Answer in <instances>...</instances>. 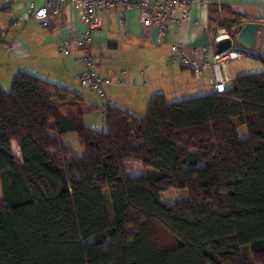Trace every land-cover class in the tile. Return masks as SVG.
<instances>
[{
    "label": "trees",
    "instance_id": "trees-1",
    "mask_svg": "<svg viewBox=\"0 0 264 264\" xmlns=\"http://www.w3.org/2000/svg\"><path fill=\"white\" fill-rule=\"evenodd\" d=\"M211 19L231 36L241 20L223 2ZM86 104L26 70L0 82V264H264V69L223 92L153 94L143 116L109 105L106 129L85 124ZM129 161L145 171L129 176Z\"/></svg>",
    "mask_w": 264,
    "mask_h": 264
},
{
    "label": "crops",
    "instance_id": "crops-1",
    "mask_svg": "<svg viewBox=\"0 0 264 264\" xmlns=\"http://www.w3.org/2000/svg\"><path fill=\"white\" fill-rule=\"evenodd\" d=\"M44 1L0 0L1 70H24L21 68L25 64L33 66L36 58H60L61 40L68 35H80L86 29V23L81 19V11L73 3L67 6L62 15L49 14L48 26H43L42 20L28 18L30 6L39 7ZM212 1L193 0L188 21L173 23L169 35L160 43L155 42L154 30L144 29L137 9L124 13V24L120 23L123 10L119 7L111 9L103 17L102 25L95 31L91 47L93 54L102 62V73L113 79L112 83L105 86L106 98L89 103L96 106L95 111L101 112V106L109 100L111 106H118L132 114L143 116L153 94L164 93L167 97V94L174 91L197 92L205 88H210L211 92V66L204 68L202 74L197 77L191 68L184 65L180 57L172 56L177 53V49H181L190 58L211 59L207 44L216 31L215 22L209 14ZM221 1L224 3L226 14L241 18L236 26V34L239 27L247 21L258 22V36L252 52L258 58L251 57L262 62L260 58H264V0ZM195 20H198V23H195ZM4 42H8L10 46L3 47ZM81 54V51H76L73 56L80 59ZM65 58L66 63L73 65L71 56ZM82 68L83 64H79L77 80ZM231 70L232 65L227 64L225 73L230 78L227 84L237 76ZM171 82H180L179 90L168 91L166 88ZM82 95L87 103L89 95Z\"/></svg>",
    "mask_w": 264,
    "mask_h": 264
},
{
    "label": "built area",
    "instance_id": "built-area-1",
    "mask_svg": "<svg viewBox=\"0 0 264 264\" xmlns=\"http://www.w3.org/2000/svg\"><path fill=\"white\" fill-rule=\"evenodd\" d=\"M193 0H45L44 3L35 7L31 5L27 17L42 20L43 26L50 23L47 20L49 14L62 15L70 3L75 4L81 11V19L86 23V29L80 35H68L60 42V51L66 55L74 51H81L80 59L83 68L78 75L80 85L86 90L95 91L100 97L106 98L105 86L113 82V79L102 73V62L93 54L92 45L95 31L102 25L103 17L113 8H121L123 16L120 23L124 24V13L128 10L137 9L140 21L146 31L155 32V42L160 43L170 33L173 23L187 22L190 17V8ZM209 14L216 18L222 14V1L213 0L210 3ZM198 23V20H195ZM225 37H234L226 28L217 26L212 39L208 41L207 48L210 50L211 59H195L188 57L181 49L173 58L180 57L184 65L191 68L195 76L199 77L203 69L211 66L213 76L210 85L213 91L223 92L226 90L229 76L224 67L229 61L246 56V52L235 47L216 53L215 42ZM8 42L3 47H9ZM122 82V80H119ZM110 101L107 100L100 108L105 114Z\"/></svg>",
    "mask_w": 264,
    "mask_h": 264
},
{
    "label": "rangeland",
    "instance_id": "rangeland-1",
    "mask_svg": "<svg viewBox=\"0 0 264 264\" xmlns=\"http://www.w3.org/2000/svg\"><path fill=\"white\" fill-rule=\"evenodd\" d=\"M216 30V28H215ZM228 31V30H227ZM229 32V31H228ZM236 35V34H235ZM76 51L72 52L71 54H68L72 57L73 60V65L70 63H66V58H69L70 56H66L64 53L62 54L60 58L54 57L51 58H36L35 61H33L34 65L37 66H32V65H24L23 68L26 71H29L35 75H38L40 77H44L55 84H58L60 86H63L66 89L71 90L74 93H79V94H87L89 95V99L87 100L86 105H90L89 103H95L96 100H99L100 97L96 92L93 93V91H86L80 84L79 81L77 80L76 77V72L78 65H82V61L78 57H74L73 54ZM78 55V54H77ZM65 56V57H64ZM65 58V59H64ZM41 61V64H39ZM228 64L232 65V73H235L237 75L245 74V73H251V72H257L261 71L264 69V63L261 61H258L256 59H253L251 56L246 55L234 60H231L228 62ZM15 67V66H12ZM19 69H16L14 71L7 72L5 70L0 69V82L2 86L5 89H10L12 82L14 80V77L16 75V72ZM225 71V67H224ZM189 80L190 77H189ZM179 86V87H178ZM181 84L180 82H171L169 83L168 87L166 88L168 91L170 89L174 90H179ZM210 88H205L202 90H199L197 92H191V91H184L180 93L177 92H172L167 94V99L169 101H178L198 95H203L206 93H209ZM95 98V101H94ZM84 122L87 126H90L95 129H106L105 127V115L101 114V112H98V110L95 111L91 109H86L84 110ZM238 133L241 136H246L248 131H247V126L246 125H239L237 127ZM64 142L70 144L74 151L77 154H82L83 153V146L80 143L78 136L75 133H69L63 136ZM14 150L16 151L17 154H19V148L16 143H14ZM125 167L127 170V174L129 176H134V175H139L142 174L145 170L141 162L139 161H129L125 163ZM96 201L98 204L99 212L104 220V223L108 221V216L110 214V209L111 206L109 203L103 200V198L96 193ZM161 198L163 200H174L180 197H187L188 196V190L186 188L183 189H169L167 191L161 192ZM3 203V197L1 193V184H0V204ZM161 236H162V242H165L164 244H167L171 240V234L166 230L162 229L161 231Z\"/></svg>",
    "mask_w": 264,
    "mask_h": 264
},
{
    "label": "water",
    "instance_id": "water-1",
    "mask_svg": "<svg viewBox=\"0 0 264 264\" xmlns=\"http://www.w3.org/2000/svg\"><path fill=\"white\" fill-rule=\"evenodd\" d=\"M259 24L255 20H249L241 25L234 37H225L215 42L216 53L235 47L246 53H252L257 41Z\"/></svg>",
    "mask_w": 264,
    "mask_h": 264
}]
</instances>
